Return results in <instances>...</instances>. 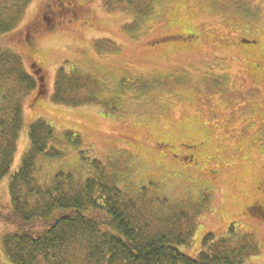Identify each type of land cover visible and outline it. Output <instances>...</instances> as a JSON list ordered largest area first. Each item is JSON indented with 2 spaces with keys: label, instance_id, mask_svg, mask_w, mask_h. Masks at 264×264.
<instances>
[{
  "label": "rangeland",
  "instance_id": "374dc122",
  "mask_svg": "<svg viewBox=\"0 0 264 264\" xmlns=\"http://www.w3.org/2000/svg\"><path fill=\"white\" fill-rule=\"evenodd\" d=\"M78 2V17L35 29L29 24L52 13L47 0H30L0 36V47L40 76L21 97L10 88L24 113L12 172L28 149L29 125L43 118L64 153L39 156L41 180L60 170L86 175L93 165L82 157H95L129 194L145 189L194 216L186 254L196 257L207 234L229 232L247 244L242 264H264V0ZM63 67L88 81L71 96L93 101L53 100ZM37 89L44 97L34 99ZM8 182L0 180V214L8 212ZM5 229L0 219V237ZM1 246V264H13Z\"/></svg>",
  "mask_w": 264,
  "mask_h": 264
},
{
  "label": "trees",
  "instance_id": "16d2710c",
  "mask_svg": "<svg viewBox=\"0 0 264 264\" xmlns=\"http://www.w3.org/2000/svg\"><path fill=\"white\" fill-rule=\"evenodd\" d=\"M29 1L0 0V36L16 28ZM23 62L12 48L0 47V98L5 100V107L0 106V180L9 176L8 212L0 214L6 229L1 232L0 241L9 262L243 263L249 254L247 244H241L235 233L228 232L217 240L207 234L196 257L183 252L181 247L192 242L194 216L186 210H177L167 198L146 197L145 189L129 194L95 157H82L93 165L86 175L60 170L49 181L38 178L39 156L59 158L64 153L52 125L43 118L29 125L28 149L12 172L18 136L24 127L23 105L14 94L16 91L21 97V93H30L40 84L39 71L34 68L28 71ZM72 73L69 76L64 67L60 70L53 100L68 105L93 101H77L71 96L74 88L88 82L76 76L75 71ZM38 90L34 99L44 97Z\"/></svg>",
  "mask_w": 264,
  "mask_h": 264
},
{
  "label": "flooded vegetation",
  "instance_id": "af4514ba",
  "mask_svg": "<svg viewBox=\"0 0 264 264\" xmlns=\"http://www.w3.org/2000/svg\"><path fill=\"white\" fill-rule=\"evenodd\" d=\"M47 1L49 4L48 6L50 7L49 10H51L52 13L51 18L47 19V17L44 16L42 13L39 15V19H37L36 22L29 24V27L38 29L40 28L39 26H43L45 21H48L49 23H51L52 21L53 23V19L55 17L58 23H62L63 19L67 21L69 16H71V14H74L78 17L82 12L80 7L81 4H79L78 0H47ZM45 25L43 26V28L47 27ZM259 210L261 213H264V207L259 206Z\"/></svg>",
  "mask_w": 264,
  "mask_h": 264
},
{
  "label": "water",
  "instance_id": "95a60500",
  "mask_svg": "<svg viewBox=\"0 0 264 264\" xmlns=\"http://www.w3.org/2000/svg\"><path fill=\"white\" fill-rule=\"evenodd\" d=\"M245 41H250V40H245ZM39 92L42 93V92H44V90H39ZM43 95H44V93H43Z\"/></svg>",
  "mask_w": 264,
  "mask_h": 264
}]
</instances>
